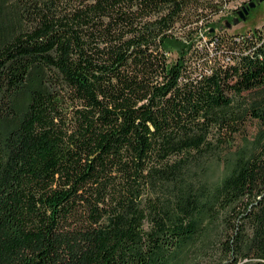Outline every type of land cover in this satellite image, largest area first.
Wrapping results in <instances>:
<instances>
[{
  "label": "trees",
  "instance_id": "obj_1",
  "mask_svg": "<svg viewBox=\"0 0 264 264\" xmlns=\"http://www.w3.org/2000/svg\"><path fill=\"white\" fill-rule=\"evenodd\" d=\"M231 1L0 0V264H264V27L216 34Z\"/></svg>",
  "mask_w": 264,
  "mask_h": 264
},
{
  "label": "rangeland",
  "instance_id": "obj_2",
  "mask_svg": "<svg viewBox=\"0 0 264 264\" xmlns=\"http://www.w3.org/2000/svg\"><path fill=\"white\" fill-rule=\"evenodd\" d=\"M244 1L247 0H232L224 7V10L222 12L212 18L213 21H218V19H221L218 21L217 28L215 30L216 34H221L223 32H226L228 34H241L250 32L251 30L256 28L264 27V0H259L258 4L251 10L250 14L248 16L245 15L244 20H241L238 17L239 20L236 24H233L229 28L224 27L227 26V22L232 24L233 20L227 19L226 21V19H223L221 17L231 15L232 11L237 9L239 5ZM192 37L195 48L193 58L195 56L198 57V54H201V56L203 57V55L205 56L208 53L212 55L216 52V45L213 43L212 36L209 33H205L204 30H202L198 31L197 33H194ZM172 55L174 56L175 53H173ZM255 130L256 126L252 122L247 124L245 132L242 133L241 136L237 137L236 143L240 145L242 141V136L251 135Z\"/></svg>",
  "mask_w": 264,
  "mask_h": 264
},
{
  "label": "flooded vegetation",
  "instance_id": "obj_3",
  "mask_svg": "<svg viewBox=\"0 0 264 264\" xmlns=\"http://www.w3.org/2000/svg\"><path fill=\"white\" fill-rule=\"evenodd\" d=\"M259 0H247V1H244L243 3H241L239 5V7L234 10L232 13H231V19H236L239 17V12L240 11H244L246 10L247 12L245 13V15H249L251 10L258 4Z\"/></svg>",
  "mask_w": 264,
  "mask_h": 264
},
{
  "label": "water",
  "instance_id": "obj_4",
  "mask_svg": "<svg viewBox=\"0 0 264 264\" xmlns=\"http://www.w3.org/2000/svg\"><path fill=\"white\" fill-rule=\"evenodd\" d=\"M246 12H247L246 10H244V11H240V12H239V18H240L241 20H244V19H245V13H246ZM238 20H239L238 18L233 19L232 24L229 23V22H227V23H226L227 27L229 28V27H231L233 24H236V23L238 22Z\"/></svg>",
  "mask_w": 264,
  "mask_h": 264
}]
</instances>
